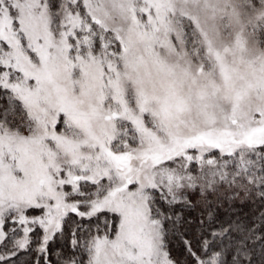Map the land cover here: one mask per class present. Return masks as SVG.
<instances>
[{
    "label": "snow or ice",
    "instance_id": "snow-or-ice-1",
    "mask_svg": "<svg viewBox=\"0 0 264 264\" xmlns=\"http://www.w3.org/2000/svg\"><path fill=\"white\" fill-rule=\"evenodd\" d=\"M0 264H264V0H0Z\"/></svg>",
    "mask_w": 264,
    "mask_h": 264
}]
</instances>
